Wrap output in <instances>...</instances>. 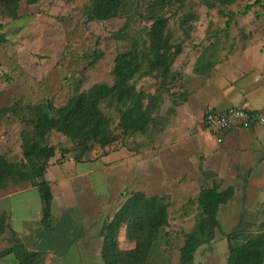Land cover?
<instances>
[{
    "label": "rangeland",
    "instance_id": "1",
    "mask_svg": "<svg viewBox=\"0 0 264 264\" xmlns=\"http://www.w3.org/2000/svg\"><path fill=\"white\" fill-rule=\"evenodd\" d=\"M89 2L19 0L15 16L0 11V108H10L0 121V154L8 160L22 159L21 136L28 129L11 109L38 103L60 107L74 93L95 83L111 84L116 55L130 45V37L144 36L151 17L161 14L168 18L167 35L179 52L172 56V75L168 79L152 73L134 80L137 90L157 100L155 123L146 132L122 134L116 113L103 106L105 113L112 116L114 140L110 145L81 152L68 137L55 131L49 133L46 144L54 147L55 155L48 161L46 172L48 178L57 179L50 185L56 229L53 236L65 242L51 234L37 235L44 227L37 230L33 226L36 248L50 247L57 254L54 263L41 256L37 264H103V225L134 191L163 196L168 205V224L160 232L159 247L148 263L179 264V249L200 214L196 198L201 187L211 186L213 181L202 176V170L211 163L217 165V159L210 162L208 155L201 156L200 149L194 160L187 155L193 145L205 144L200 120L209 107L200 104L199 97L212 89L208 80H212L220 54L249 35L254 38L246 30L264 27V0L263 5H254L244 15L238 11L250 0H237L232 5H220L215 0H128L117 17L106 21L86 20L84 9ZM119 30L122 33L118 38ZM186 96H190L188 104L194 114L190 120L182 109H176L188 100ZM168 140L173 144L170 147L164 145ZM75 154H80L79 160L74 159ZM91 161L96 167L90 176L73 177L85 171ZM215 178L216 175L211 179ZM222 182L227 184V180ZM21 184L29 183L11 184L0 190V196ZM241 190L218 207L217 218L225 233L264 229V202H256L254 188L250 189L251 195L245 192V196ZM248 199L250 206L243 207ZM67 206L78 210L66 212ZM10 208L14 209L11 227L23 229V219L40 217L42 201L38 190L0 199V209ZM70 227L79 230L73 232L75 236L65 235ZM81 230L85 236L79 241V235H84ZM11 231L15 233L9 225L6 232ZM5 239L0 240V252L13 244H7ZM118 244L122 250L135 246V241L126 237L125 226L119 230ZM227 256L226 238L216 230L210 242L197 248L193 264H227ZM6 264H13V258Z\"/></svg>",
    "mask_w": 264,
    "mask_h": 264
},
{
    "label": "trees",
    "instance_id": "2",
    "mask_svg": "<svg viewBox=\"0 0 264 264\" xmlns=\"http://www.w3.org/2000/svg\"><path fill=\"white\" fill-rule=\"evenodd\" d=\"M127 1L90 0L84 9L86 20L106 21L115 18L126 7ZM215 1L220 5H232L237 0ZM261 1L254 0L246 4L239 13L246 14ZM18 5L19 0H0V11L15 16ZM151 19L144 36L130 37V45L116 55L111 84L95 83L86 90L74 93L60 107H54L51 103H38L11 109L28 129L21 136L23 157L20 161H10L0 154V190L18 182L35 186L42 201L41 223L46 230L53 228L52 192L45 178L48 161L55 155L54 147L46 144L51 131L68 137L82 152L94 146L105 147L114 140L112 116L105 113L103 106L116 113L118 127L127 136L144 133L151 123H155L153 111L157 106L156 96L137 90L134 80L152 73L162 80L168 79L172 75V56L179 52V48L173 46L167 35L168 18L157 14ZM119 33L122 32L119 30L116 33L118 38ZM9 110L8 107L0 108V121ZM80 157V154L74 155L75 160ZM232 195L233 187L220 190L216 182L201 187L196 198L200 214L179 249V264H193L197 248L210 242L216 230L227 241V264H264V229L237 234L225 233L221 227L217 218L218 207ZM167 208L163 196H148L143 191L132 192L103 225V264H149V257L159 247V234L168 224ZM7 218V213L0 212V236L9 227ZM122 226L126 227V237L135 241L132 249L119 248L118 234ZM11 235L9 241L13 244L0 252V258L12 254L17 264H37L42 252L28 251L15 237V233L11 232Z\"/></svg>",
    "mask_w": 264,
    "mask_h": 264
},
{
    "label": "crops",
    "instance_id": "3",
    "mask_svg": "<svg viewBox=\"0 0 264 264\" xmlns=\"http://www.w3.org/2000/svg\"><path fill=\"white\" fill-rule=\"evenodd\" d=\"M253 1L254 0H250L249 3H252ZM259 4L263 5L262 1ZM246 31L249 34H253L254 38L249 35L248 39L236 42L233 47L229 46L228 50H225L220 54L213 68L212 80H208V87H211L212 89L200 94L198 101L200 104L218 110H224L235 106L245 107L251 110L264 109V27H261L259 30ZM186 99L188 100H184L183 102L185 103H183V105L178 104L176 109H182V111L186 113V118L190 120L191 117L193 118L194 114L191 112L188 104L190 96H186ZM176 117L177 115L173 118ZM200 122L201 127L203 128L202 119ZM203 135L205 136V140H203L202 143L205 144H201L199 147L193 145L194 148L192 149L189 147L190 149L187 155H191L189 158L194 160L200 149L202 152L201 156L202 154L204 157L205 155H208V160L210 162L213 161V158L217 159V165L211 163L205 168V170H211L213 176L216 175L215 180L211 179L213 176L208 177V179L210 178V180H213L212 184L213 182L218 183V185L220 184V190L233 186L234 189L232 196L234 198L241 189L242 194L245 196V192L251 195L250 189L254 188V190H256V196H258L255 199L256 202H258V200L264 202V125L254 126L250 129L235 128L227 130L222 134L221 142H217L216 137L205 131L204 128ZM169 142V140L166 141L164 145H168L169 147L173 145L169 144ZM95 167V162L91 161L88 163L85 171L76 174V176H74V174L73 177L83 176L84 178H87L91 175V172ZM203 171L204 170H202V172ZM47 174L48 172L45 173V178L49 185H51L53 181H57L56 177L48 178ZM223 180H227L226 185L223 184ZM62 181L68 183L70 182V179H63ZM238 184L240 189H238ZM21 185L23 186L15 188L13 191H5V194L0 196V199H3L4 197L11 198L15 195L29 193L33 189H37L30 184ZM245 186L246 189H244ZM248 202L249 199L244 200L243 207H247L249 205ZM24 207L26 208V205H24ZM68 207L69 206L66 207V212L73 209L78 210L76 207ZM13 210V208L7 210L0 209V212L7 213V224L8 226L10 225V229L15 232V237L19 239L28 251L42 252V256L48 257V259H51L52 263H54V258L57 256L54 249L50 247L41 250L36 248L38 243L37 240L34 239L33 232L35 229L33 230V226H36L37 230L41 228V210L38 212L40 217L36 220H29L28 218L22 220L24 226L23 229L11 227L10 218ZM263 214L264 213H262V216H264ZM58 227L60 228V222H58ZM78 228L80 229L81 227ZM55 230V228L50 230L42 228V231H38L37 235H39L40 232L45 236L51 234L52 238L56 237V239L65 242L61 237H58L57 235L53 236ZM76 231H79L76 227H70L65 235L75 236L73 232ZM5 233L0 236V240L1 238H6L5 242H10L11 234L8 232ZM82 233H84V235ZM81 234L82 235H79L77 238L79 241L85 236L84 230H81ZM80 251L86 252L82 249H80ZM9 257L13 258V264H17L12 254L1 257L0 264H6V262L10 260Z\"/></svg>",
    "mask_w": 264,
    "mask_h": 264
},
{
    "label": "built area",
    "instance_id": "4",
    "mask_svg": "<svg viewBox=\"0 0 264 264\" xmlns=\"http://www.w3.org/2000/svg\"><path fill=\"white\" fill-rule=\"evenodd\" d=\"M203 128L216 136L217 142L222 141V134L230 129H250L264 125V109L251 110L235 106L224 110L208 108L202 117Z\"/></svg>",
    "mask_w": 264,
    "mask_h": 264
},
{
    "label": "water",
    "instance_id": "5",
    "mask_svg": "<svg viewBox=\"0 0 264 264\" xmlns=\"http://www.w3.org/2000/svg\"><path fill=\"white\" fill-rule=\"evenodd\" d=\"M202 175L204 176V177H211V176H213V172L211 171V170H204L203 172H202Z\"/></svg>",
    "mask_w": 264,
    "mask_h": 264
}]
</instances>
